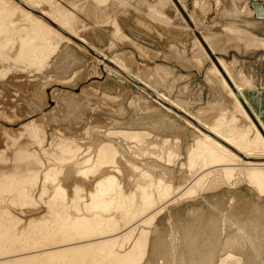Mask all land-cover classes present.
Instances as JSON below:
<instances>
[{"label":"rangeland","instance_id":"rangeland-1","mask_svg":"<svg viewBox=\"0 0 264 264\" xmlns=\"http://www.w3.org/2000/svg\"><path fill=\"white\" fill-rule=\"evenodd\" d=\"M178 1L232 83L242 86V98L254 114L255 103L264 96L260 92L264 91V0H220L219 4L202 0L204 10L194 7L195 0ZM35 2L34 10L43 17L30 10L31 13L49 25V18L41 11L48 15L65 12L72 17L69 20L73 33L65 31L80 41L84 39L105 61L65 35L54 33L45 42L43 38L36 39L33 50L27 52L20 40L31 24L27 21L26 25L19 13L11 19L15 23L14 37L11 33L6 38L1 35L4 49L0 54V183L8 185L7 180L13 177L23 182L26 178L22 176L28 179L32 173L36 175L23 186L25 190L22 188L28 192L27 203L19 200L23 183L18 189L19 186L12 189L9 185L12 192L0 186V215L5 220L2 222L0 217V224L6 228L0 225V232H7L0 233L1 244L2 235L7 237L16 231L22 233H15L21 237L17 241L27 242L32 236L29 234L40 229L30 227L38 220L51 218L52 210L47 205L52 195L49 182L51 186L61 185L69 195L78 187L84 195L89 194L97 180L111 175L109 165L93 174L87 171L105 144L119 151L122 171L112 175L123 178L125 190L134 191L139 181L158 189L160 180L176 189L192 183L197 174L192 173L188 156L196 146V138L203 136L201 128L220 123L222 129L230 131V123L246 122L237 115L224 79L193 29L181 20L172 0ZM231 24L245 35L234 38L226 28ZM248 35L255 38H244ZM143 85L171 107L156 100ZM246 94L252 95L253 103ZM233 113L240 118L238 123L230 121ZM127 160L132 161L131 165ZM194 171L200 172V165ZM48 173H56L59 180L52 183ZM196 184L199 186L192 193L166 204L145 228L149 233L147 250L138 263L264 264V191L236 169L228 173L213 171L207 177L201 176ZM161 193L169 197L172 186ZM10 225H15L16 231ZM140 230L133 231L126 247L136 240ZM36 233L27 242L30 246L41 231ZM14 235L11 240V236L7 237L11 244L5 238L6 244L1 246L5 249L11 245L15 250L10 249L9 253L7 246L8 257L29 249L23 240L21 245L17 243ZM13 238L18 247L12 243ZM1 247L0 257L3 253L7 258Z\"/></svg>","mask_w":264,"mask_h":264},{"label":"bare ground","instance_id":"bare-ground-1","mask_svg":"<svg viewBox=\"0 0 264 264\" xmlns=\"http://www.w3.org/2000/svg\"><path fill=\"white\" fill-rule=\"evenodd\" d=\"M172 2L174 3L175 7L177 8V10L182 15L185 21L182 19V17H181V20L184 23L186 22L187 25L191 29H193V33L195 37L197 38L200 45L204 49L205 53L208 55V57L210 58V60L212 61L216 69L219 71L222 78L224 79L225 85L228 88L227 91L230 92L231 97L233 98V101L235 105L237 106L239 114L237 113L236 114L240 115L243 118L241 119L245 120L246 122L244 124H234V123L229 122L230 126L228 130L231 128L230 131H227L226 130L227 128L222 129L220 127L222 125H220L218 121L217 123H219V125L216 127L215 126L209 127L207 129L201 128L200 132L202 133L203 136L200 139L196 138L197 140L196 146L191 148L192 150L188 156L190 169L192 170V173H197V174L193 178L192 183H189L188 185L181 187V188L176 187V189H174L175 187L173 185H170L169 183L165 185L166 182L160 180L157 186L158 189H156L154 185L153 186L147 185V184L145 185L144 183L145 181L144 182L139 181V185L136 186L137 189L132 188L134 191L125 190V187H123L122 185V182L124 181L122 180L123 178L121 179L122 180L121 181L119 176L116 177L117 174L112 175L113 172L120 173L122 171L121 170L122 166H120L121 165L120 160H118V156L120 157L119 151L115 148V146L111 144L103 145L99 149L98 154L96 155L97 156L96 161L95 160H94L95 162L93 161L94 164L89 165L90 171L89 170L87 171L90 173L92 172L95 173L96 171H98V169L101 170L100 167L102 168L103 165L104 166L109 165L110 170L112 168L111 175L108 174L105 178L97 180L94 184V187L90 190L89 194L87 192L84 195L82 194L83 192L81 191V189L78 187L76 188V186H75L76 189L74 190L73 195H69L67 193V190H65L61 185L52 184L51 186L50 185L51 183L47 182L48 183L47 185L49 187H52V195L50 194L51 198L49 201L47 200V205L48 207L51 208V209L49 208V211L52 210L51 212L52 214L50 213L52 215L51 218L49 219L46 218L47 220L42 219V221L40 222L38 220V222H36L33 225H32L33 221L31 220L30 223L32 227L28 225L26 226L30 227L31 229L34 227L36 228V226H38L40 229L35 230L34 232V229H35L34 228L33 232L35 234L34 235L29 234V236L37 235L36 231H38V233L41 231V233L37 237H34L36 238L35 240L30 241L32 243L31 246L27 242L33 239L32 236L30 238L27 235L30 238L28 239L24 233V236L28 240L26 239L27 242H25V239L24 240L22 239V240L25 245L27 244L29 245V249L27 248L28 246H26L25 251L26 249H28L26 252H21V253L19 252L17 253L18 255L16 256H13V254H11L12 257H8L9 256L8 254L10 253V249H12V247L10 248L11 245H7L9 248V251H8L9 253L6 252L8 250L7 246L5 248L6 251L4 248L1 247V246H5L6 244V243L3 244V242L5 241V238H6V242L8 243L9 240H7V237L11 236L9 238L11 240L12 235L18 232L16 231L15 228H13L16 225L15 224L16 222L14 223L15 225L13 227L12 225H10L12 227L11 229H15L16 232L15 233L13 232V234H11L12 230L10 229L11 233H8V234H11V235L9 236L7 235V237H5V235H2V239L4 237V241H2V244L0 242V247L4 249L3 251L6 252L7 258H4V255L2 256L3 254L2 253L1 257L4 259L0 257L1 258L0 264H137L139 260L145 255L146 250H147V242H148L147 236L149 233L147 230H145V228L148 227L152 223L153 219L159 214L160 210L163 209L166 206V204H168L170 201L176 198L182 197L186 194L192 193L193 190H195L196 187L199 186L198 184H196V182H198L201 176L207 177L211 172L213 171L215 172L217 170H224L228 173L236 169L241 174H244L247 180L251 184L255 185L256 188H258L260 191H264V125L261 123L260 120H258L254 116V114L252 113V111L250 110V108L245 103L244 99L242 98L241 91H240L242 86L232 83L233 80L232 81L230 80L225 70L221 66L216 55L213 53V51L211 50L209 45L206 43L202 35L195 29L194 24L192 23L190 17L188 16L187 12L182 7L180 2L178 0H172ZM32 7H35V8H32ZM36 7H37V4L35 0H0V37H2L1 35L3 36L5 35L4 38H6V34L8 33H11V35L14 37V33L16 32L14 29L15 23L11 19L13 18L14 14L16 15L17 13H19L21 17L23 18V20H26V25H27V21L28 23L31 24V26H29L30 28L28 32L26 34L23 33L25 36L23 35V37H21L22 39L20 40L21 41L20 45L22 49H25L27 52H30L31 50H33L34 42L36 39L39 40L38 38H41V39L43 38V42H45L48 39L47 37L49 35H53V33L55 35H61L62 37L66 36L70 39L75 38L74 36L71 35L73 33V29L71 26V21L69 19H71L72 17L71 18L68 17L67 16L68 14H66L65 12L63 13L53 12L52 14L48 15L47 13L39 10L44 14V16L49 18L48 20V22H50V25H49L48 23H45L46 21L43 22L39 20L38 17H35L34 14L31 13V11H33L34 13L42 16L41 13H38L37 11L34 10L36 9ZM51 24L55 28L52 27ZM58 30L61 33L58 32ZM65 30H67L71 34L66 32ZM75 39L77 41H74V39L72 40L77 43L79 42L78 44L81 45L83 48L84 46L88 47V45L85 44L84 39L80 38L81 41L77 38ZM8 40L10 41L11 39H8ZM7 42L5 41L4 43L5 46H7L6 45ZM11 43L13 45L15 42H11ZM11 43H8V44H11ZM1 45L2 44L0 43V54L2 53V48L4 47V46L2 47ZM12 45L11 47H13ZM86 50L88 51V49ZM94 54H95L94 56L98 57L101 60H104L95 51H94ZM118 72L130 80L133 79L132 77L124 73L121 69L120 70L118 69ZM143 88H146V87L143 85ZM148 92H150L156 100L171 107L170 105L162 101L160 98H158L156 95H154L150 90ZM159 96H162V95H159ZM222 117L223 116L221 115V118ZM232 117L233 118L230 119V121H234L236 123L239 122L240 118L239 119L238 117L235 118V114ZM221 118H217V119H221ZM227 121H224V122H227ZM204 125H206V123ZM121 134L126 135L125 133H121ZM122 155H121V158H122ZM124 162L127 163L126 161ZM131 162L128 161V164L130 163L131 165ZM133 164L134 163H132V166ZM198 165H200V172H195L194 170ZM91 166L93 168H91ZM191 170L189 171L191 172ZM32 174H33V177L30 176V178L28 179L27 177L22 176V178L24 179L26 178V180H24L23 182H22V179L21 181L20 180L18 181L17 179L13 180L14 177L13 178L11 177L12 178L11 181L10 179L7 180L8 185H4L5 184L4 182L3 184L4 186H1V183H2L1 181L0 186L2 188L7 187L8 189L9 187H11V185H12V189L19 186L16 188L18 189L21 187L20 184L23 183L21 189H19L20 192L17 191V193L19 192V194L21 193V195L20 196L19 194L17 195L19 196L20 201L27 203V199H29L28 198L29 195L27 194L28 192L26 193L25 191H23L25 190L24 189L25 187L23 188V186H26V184H28L29 181L35 178L36 176L34 175L35 173H32ZM16 176L18 177L17 174ZM47 176L50 177V180L52 181V183L58 178V176L56 178V173L55 174L48 173ZM19 179H20V176H19ZM142 180H145V178ZM153 181L154 182H152V184H155L156 179L155 180L153 179ZM171 186H172V195H170L169 197H165L163 195L164 193H161V192L163 191L168 192L169 190H171ZM49 187H46V188H49ZM12 189H9V190L11 191ZM16 189L13 191L14 193H16L15 192ZM154 189L157 192H155ZM0 191H1V188H0ZM44 191H46V189ZM34 201H37V200L35 199ZM0 217L2 216L0 215ZM7 217H6V220H8ZM1 219H3L2 222L5 223L4 218L2 217ZM2 222L0 220V223ZM9 222H7V224H9ZM8 226L7 228H9ZM1 227L5 228V226H2V225ZM28 227H25V228L27 229ZM25 228H23L22 230H25ZM137 228L139 229L141 228L139 232L140 233L139 236L136 238V240H134L132 244H130V246L126 247L127 245H129L128 243L129 237L131 238L133 231ZM5 230L3 229V232ZM0 231L2 232V229ZM4 233H7V232H4ZM4 233H1V234H4ZM16 234L14 235L15 240L17 243H19L17 240H19V238L21 237L16 236ZM18 234H21L22 236L21 232ZM16 237H18V239ZM15 240L12 241V243H14ZM15 245L16 243H14V246ZM16 246L18 247L19 245L17 244ZM13 250L14 249H12V251ZM14 254H16V252Z\"/></svg>","mask_w":264,"mask_h":264},{"label":"crops","instance_id":"crops-1","mask_svg":"<svg viewBox=\"0 0 264 264\" xmlns=\"http://www.w3.org/2000/svg\"><path fill=\"white\" fill-rule=\"evenodd\" d=\"M216 2H217V4H219L220 3V0H215ZM195 2V4H194V7L196 8H200L201 10H204V8H205V5H204V2L202 1V0H195L194 1ZM231 11H233L234 12V10H231ZM252 12H249V14H251ZM229 31H231L232 33L231 34H233L232 36L234 37V38H236V36L237 35H240V37H242L243 35H245V33L239 28V27H237L236 25H233V24H231V25H228L227 27H226ZM242 31V32H241ZM238 37V36H237ZM251 37V38H250ZM249 37V35L248 36H246V37H244V38H248V39H254L255 38V36H250ZM242 39V38H241ZM259 92V91H258ZM260 92H263L264 93V91H260ZM253 93H255V92H253ZM247 95V94H246ZM247 96H249V98H248V100L249 101H251L252 99H251V97L250 96H252V95H247ZM264 96H262V98L261 97H259V99H258V102H257V104L255 103V105H254V108H255V110H256V112H254V115H255V117L258 119V120H260L261 121V123L264 125V98H263ZM251 103H253V100H252V102ZM253 110V109H252ZM254 111V110H253Z\"/></svg>","mask_w":264,"mask_h":264},{"label":"water","instance_id":"water-1","mask_svg":"<svg viewBox=\"0 0 264 264\" xmlns=\"http://www.w3.org/2000/svg\"><path fill=\"white\" fill-rule=\"evenodd\" d=\"M72 39H74V41H77L75 38H72ZM79 43V42H78ZM81 44V43H80ZM84 48H86V49H88V51H90L91 53H93V55H95L94 54V51H92L90 48H88V47H86V46H84ZM123 73V72H122ZM124 74V73H123ZM127 76V75H126ZM133 80V79H132ZM145 89H147V88H145ZM147 91H149V89H147Z\"/></svg>","mask_w":264,"mask_h":264}]
</instances>
